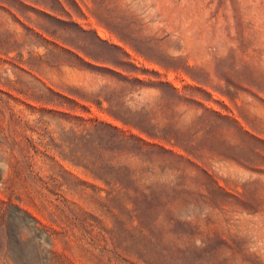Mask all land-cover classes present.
<instances>
[{
	"label": "rangeland",
	"instance_id": "rangeland-1",
	"mask_svg": "<svg viewBox=\"0 0 264 264\" xmlns=\"http://www.w3.org/2000/svg\"><path fill=\"white\" fill-rule=\"evenodd\" d=\"M0 264H264V0H0Z\"/></svg>",
	"mask_w": 264,
	"mask_h": 264
}]
</instances>
